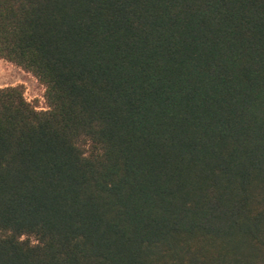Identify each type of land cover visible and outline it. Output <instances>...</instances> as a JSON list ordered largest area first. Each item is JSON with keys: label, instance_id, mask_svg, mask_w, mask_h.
Returning <instances> with one entry per match:
<instances>
[{"label": "trees", "instance_id": "16d2710c", "mask_svg": "<svg viewBox=\"0 0 264 264\" xmlns=\"http://www.w3.org/2000/svg\"><path fill=\"white\" fill-rule=\"evenodd\" d=\"M0 264H264V0H0Z\"/></svg>", "mask_w": 264, "mask_h": 264}, {"label": "rangeland", "instance_id": "374dc122", "mask_svg": "<svg viewBox=\"0 0 264 264\" xmlns=\"http://www.w3.org/2000/svg\"><path fill=\"white\" fill-rule=\"evenodd\" d=\"M11 86H22L25 100L38 111L47 109L44 86L31 73L0 59V88Z\"/></svg>", "mask_w": 264, "mask_h": 264}]
</instances>
